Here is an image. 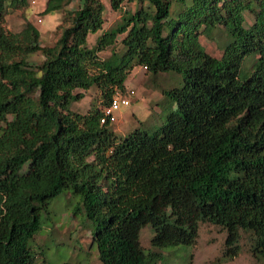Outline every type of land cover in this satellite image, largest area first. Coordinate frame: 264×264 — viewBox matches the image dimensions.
Masks as SVG:
<instances>
[{"label":"trees","instance_id":"obj_1","mask_svg":"<svg viewBox=\"0 0 264 264\" xmlns=\"http://www.w3.org/2000/svg\"><path fill=\"white\" fill-rule=\"evenodd\" d=\"M74 1L48 0L64 24L43 45L29 21L4 26L29 0H0V264H39L61 194L101 264H158L195 246L202 224L226 232L228 260L249 234L264 264V0H109L122 16L108 30L102 0ZM138 67L170 86L158 117L119 138L102 119ZM92 89L91 110L73 111Z\"/></svg>","mask_w":264,"mask_h":264},{"label":"rangeland","instance_id":"obj_2","mask_svg":"<svg viewBox=\"0 0 264 264\" xmlns=\"http://www.w3.org/2000/svg\"><path fill=\"white\" fill-rule=\"evenodd\" d=\"M47 2L48 0H29L26 9L17 10L6 16L5 28L10 32H18L29 21L39 29L41 43L53 45L60 37L59 27L64 24V14L61 12L45 14ZM79 2L74 1L67 9H75ZM102 2L106 7L104 30H108L120 22L122 12L113 10L109 0ZM124 8L129 10L134 7L128 5ZM96 37L90 39V45L95 44ZM202 43L209 53L215 57L221 56L222 50L218 45L206 39H202ZM109 54L110 52L106 51L100 56L108 57ZM170 80L171 77L168 75L160 74L154 77L143 67L135 68L128 79L127 92L124 94L128 96L130 106L116 113V121L112 125L117 137H124L139 126L146 127L153 118L158 117L159 110L156 107L162 101V90L170 86ZM99 99V92L92 89L82 101L73 104L72 110L86 114ZM66 197V194H61L52 201V220L43 219V229L40 232L42 236L35 239L38 244L37 252H43V256L38 257L39 264H101L97 247L90 246L92 244L90 229L72 216L71 211L75 203L71 205L70 198ZM152 236L149 227L143 229L141 243L147 250L151 248ZM226 236V232L221 228L202 224L195 246L170 251L161 250L163 259L158 264H262L252 255L251 237L244 232L241 233L239 255L233 259H225L223 255Z\"/></svg>","mask_w":264,"mask_h":264},{"label":"built area","instance_id":"obj_3","mask_svg":"<svg viewBox=\"0 0 264 264\" xmlns=\"http://www.w3.org/2000/svg\"><path fill=\"white\" fill-rule=\"evenodd\" d=\"M129 106H130V101L128 96H122L121 94H118L114 98L112 105L105 110V115L104 118L102 119V123H106L107 121L111 123H115L116 113L120 111L122 108H127Z\"/></svg>","mask_w":264,"mask_h":264}]
</instances>
